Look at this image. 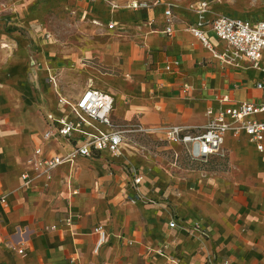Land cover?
Instances as JSON below:
<instances>
[{
	"label": "crops",
	"instance_id": "crops-1",
	"mask_svg": "<svg viewBox=\"0 0 264 264\" xmlns=\"http://www.w3.org/2000/svg\"><path fill=\"white\" fill-rule=\"evenodd\" d=\"M80 1L85 6L79 16L103 28L107 38L90 50L89 57L77 60V72L87 74L75 92H59L58 64L51 62L48 52L35 60V68L45 80L54 79L55 90L50 85L53 91H30L24 97L30 89L29 63L22 56L27 47L15 23L7 32L0 30V264H171L168 258L178 264H264V150L259 152L243 134L228 133L222 146L226 157L201 164L190 162L181 145L163 139L166 126L196 132L206 124L208 109L260 101L256 85L264 84V74L245 61L238 67L221 64L187 27L197 20L190 6L198 2L208 4L207 21L219 16L264 20V11L243 13L245 5L261 0H237L233 8L219 5L225 0H157L159 5L143 10L129 4L156 0ZM166 7L174 15L171 37L162 33ZM110 24L112 29L107 28ZM204 31L213 49L223 52L225 44ZM173 61L178 67L165 71ZM65 75L61 78L67 84ZM87 88L111 96L113 124L127 129L139 125L147 133L125 134L118 157H80L52 171L47 180L28 164L33 151L38 148L47 157L63 155L74 142L44 141L45 116H58L57 94L73 103ZM127 137L166 143L173 151V172L160 181L164 185L172 180L173 185L160 188L158 181L152 186L157 179H145L134 169L123 154L129 147ZM178 157L227 172L184 171L176 166ZM125 168L133 179L141 178L137 186L125 181ZM23 174L30 179L27 187ZM72 190L77 193L72 195ZM151 198L157 201L147 202ZM70 215L73 224L67 227L64 222ZM171 221L176 227L168 226ZM97 228L105 240L95 252Z\"/></svg>",
	"mask_w": 264,
	"mask_h": 264
},
{
	"label": "built area",
	"instance_id": "built-area-1",
	"mask_svg": "<svg viewBox=\"0 0 264 264\" xmlns=\"http://www.w3.org/2000/svg\"><path fill=\"white\" fill-rule=\"evenodd\" d=\"M160 1L132 2L129 7L133 10L149 9L159 5ZM190 10L197 16V20L187 27V31L196 38L200 44L218 60L221 64L229 67H238L240 61L250 64L253 69L264 74V64L261 63L262 52L264 51V20L249 22L227 16H219L212 20H205L208 4L198 2L190 6ZM164 28L162 33L168 37L173 34L172 23L174 15L170 7L163 12ZM112 29L113 25L107 27ZM204 29H208L213 36L225 44V50L216 52L208 42ZM178 62L173 61L164 66V70L172 73ZM49 82L56 87L53 78ZM256 88L262 95L258 103L244 102L236 107L226 108L221 111H206V124L195 129L181 126H166L163 128V139L169 144L181 145L185 157L190 162L202 164L208 163L211 157L224 159L226 157L222 150L225 136L230 133L233 136L243 134L246 139L255 145L259 152L264 150V84L258 83ZM221 101L226 102L227 97ZM58 116L47 114L45 116L47 129L42 134V139H64L73 141L71 149L63 154L43 156L42 151L36 148L33 151L28 164L32 170L44 175L50 180L51 172L62 165H73L76 159L91 158L94 155L106 154L111 157L120 155L121 145L125 141V134L136 133L145 136L147 130L136 125L132 128H124L113 124L110 119L113 99L92 88L85 89L80 97L73 103L57 94ZM262 118H257V117ZM97 125L104 129H98ZM24 186L29 185L30 179L27 174L22 175ZM140 177L133 179L134 185H138ZM76 190L71 194L75 195ZM72 216H68L64 225L71 227ZM176 227L174 221L168 225ZM197 230V227H196ZM97 240L94 247L96 252L104 243L105 233L100 229L94 230ZM171 264H178L173 258H168ZM227 264V263H224Z\"/></svg>",
	"mask_w": 264,
	"mask_h": 264
},
{
	"label": "rangeland",
	"instance_id": "rangeland-1",
	"mask_svg": "<svg viewBox=\"0 0 264 264\" xmlns=\"http://www.w3.org/2000/svg\"><path fill=\"white\" fill-rule=\"evenodd\" d=\"M236 1L225 0L219 5L233 8ZM263 1L261 0V3ZM219 2L220 0H215V3ZM261 3L253 2L245 5L243 13L264 11V6ZM83 6L85 5L80 0H0V30L7 32V30L13 28L12 24L15 23L18 26L16 28L20 31V40L27 47L25 54L22 53V56L26 57L29 63L27 64L26 82L29 84L30 89L25 90L24 97L30 91L45 94L46 91L55 90L49 79L45 80V76H42L41 72L35 68L36 66L39 67L35 60L41 61L43 55L48 52L51 54V62L58 64V72L60 73V82H57L59 92L64 91V89L74 91L81 88L77 84L80 83L83 74H87V71L77 72V60L82 57H89L90 50L107 38L103 28L93 26L87 17L81 18L79 16L81 13L79 10ZM88 9L89 13L93 12L92 7ZM4 45H7L6 41ZM67 57L74 60L68 59L66 62ZM64 73H66L65 77L68 79L67 84L62 82L61 77ZM127 140L129 147H126L123 151L125 158L130 161V164L139 171L143 178L157 179L156 183H152V186L159 183L158 181L164 176L168 178L169 174H172L173 170H171L170 164L173 163V151L167 149L165 142L139 137H127ZM178 162L176 166L184 171L196 173L227 172V169L223 170L220 167L189 163L182 157H178ZM111 173L116 175L117 170H112ZM122 174L125 181L127 183L129 181L128 185L130 186L133 174L127 168L123 169ZM159 184L160 188H163L174 183L169 180L164 185L161 181ZM135 188L133 187V190ZM153 190H155V187H153ZM156 201L152 198L147 200L149 203H155Z\"/></svg>",
	"mask_w": 264,
	"mask_h": 264
},
{
	"label": "trees",
	"instance_id": "trees-1",
	"mask_svg": "<svg viewBox=\"0 0 264 264\" xmlns=\"http://www.w3.org/2000/svg\"><path fill=\"white\" fill-rule=\"evenodd\" d=\"M202 164V163H201Z\"/></svg>",
	"mask_w": 264,
	"mask_h": 264
}]
</instances>
